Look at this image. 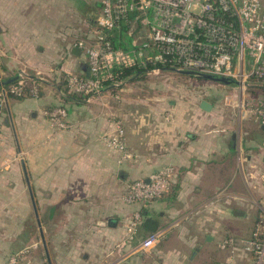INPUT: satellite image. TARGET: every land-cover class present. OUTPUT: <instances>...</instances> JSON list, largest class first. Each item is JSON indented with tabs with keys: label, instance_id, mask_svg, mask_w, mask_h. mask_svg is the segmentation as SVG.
I'll list each match as a JSON object with an SVG mask.
<instances>
[{
	"label": "crops",
	"instance_id": "1",
	"mask_svg": "<svg viewBox=\"0 0 264 264\" xmlns=\"http://www.w3.org/2000/svg\"><path fill=\"white\" fill-rule=\"evenodd\" d=\"M101 7V0H0V81L25 70L40 82L36 98L0 89V264L13 257L17 264H220L229 258L222 241L254 230L263 213V201L245 199L262 187L264 127L254 123L243 134L224 127L210 98L215 82L207 80L186 103L171 95L175 80L158 81L160 92L150 80L148 96L133 79L90 99L69 93L67 76H90L83 53L72 49ZM202 101L213 110H201ZM56 107L67 111V130L45 114ZM117 122L129 159L103 140ZM168 166L175 174L165 196L147 210L125 202L129 183ZM136 212L145 219L130 241L125 226ZM148 219L163 238L131 252L150 233Z\"/></svg>",
	"mask_w": 264,
	"mask_h": 264
},
{
	"label": "built area",
	"instance_id": "2",
	"mask_svg": "<svg viewBox=\"0 0 264 264\" xmlns=\"http://www.w3.org/2000/svg\"><path fill=\"white\" fill-rule=\"evenodd\" d=\"M101 12L90 31L92 42L80 41L76 47L82 50L90 76H67V88L71 94L87 99L101 95L107 89H118L123 82L116 79L112 69L115 65H133L138 60L135 51L113 48L108 33L128 24L135 16L147 31L148 42L144 49L158 50L171 70L191 71L197 74L224 78L244 89L255 79H264V0H101ZM156 64L157 56L147 58ZM160 71L154 69L151 72ZM16 82L9 90L12 95H25L26 81L30 75L21 70ZM108 84V85H107ZM38 86L31 94L38 97ZM259 114L264 127V103ZM52 126L57 130H67V111L63 107L45 112ZM115 130L103 137L104 142L122 155L131 158L125 142L122 124L117 122ZM1 130V121H0ZM175 169L168 166L151 175L128 184L124 200L128 204H139L142 210L160 200L171 189ZM145 219L143 213L136 212L125 226L128 239L134 241ZM259 226L264 228V218L256 226L254 238L248 242L255 249L253 264H264V236L257 235ZM164 236L163 231L150 232L138 240L131 252L149 251L156 247ZM261 237V238H260ZM227 240L222 248L234 245ZM13 257L7 264H17Z\"/></svg>",
	"mask_w": 264,
	"mask_h": 264
},
{
	"label": "rangeland",
	"instance_id": "3",
	"mask_svg": "<svg viewBox=\"0 0 264 264\" xmlns=\"http://www.w3.org/2000/svg\"><path fill=\"white\" fill-rule=\"evenodd\" d=\"M90 42H92V40ZM141 54L138 55V58L142 57ZM147 58H145L146 61ZM150 80H157V92H160V90L163 91V85L168 86L170 80H175V83H173L174 86H172L174 88L172 89L173 93H171V95L179 97L184 103L188 101L186 96H188L189 93L194 92L196 89H203L204 86L208 84L206 81H202V79L198 78L197 81H190L189 77L179 75L175 71L169 69L163 71L160 70L154 73L150 72V76L146 77V80H141L134 84L135 86H138L135 88L136 91L138 92L140 90L142 94L148 96L150 94V89L148 86V82H150ZM161 80L163 81V85L161 83H158V81ZM249 84L250 86L246 87L245 89L244 87L240 88L236 84H234L228 86L227 89L222 88V90H220L217 89V83H210V90L214 93L213 98H210L213 100V103H215L218 111L220 112V116L223 118L221 122L223 123L224 127H231L235 125V127L242 134L244 132H247L248 128H250L254 123H259L260 125H262L259 108L261 106V103H264V89L262 90L258 87L256 88V84H254L253 80L250 81ZM214 98L217 99L214 100ZM244 158L245 155L243 152L241 163L243 171L246 172L247 167L243 162ZM262 158L264 161V152L262 154ZM259 179H262L261 185L263 188L260 186L261 191L259 189L256 190V197L254 196V198L250 197L247 194L246 196L249 197L245 199L247 203L256 201L257 198V201H263L264 204V172L263 174H261ZM258 194L262 197H258ZM239 207L244 211L246 210L245 205H239ZM252 213L253 211H251V214ZM258 216L259 220L257 221L254 230H241L239 233L236 232V234H232L233 236H229L226 240L222 241L221 248L223 243L227 240H232L236 243H234V245H229L226 248H222L223 251H225L224 253L229 256V258H227L220 264H253V261L255 259V249L253 250V248H250L247 243L254 238L256 226L264 218V208L263 213H260ZM256 233L259 236H264V228L262 226H259V229Z\"/></svg>",
	"mask_w": 264,
	"mask_h": 264
},
{
	"label": "trees",
	"instance_id": "4",
	"mask_svg": "<svg viewBox=\"0 0 264 264\" xmlns=\"http://www.w3.org/2000/svg\"><path fill=\"white\" fill-rule=\"evenodd\" d=\"M129 21L128 24H121V26L114 31L108 33V38L110 39L112 46L116 50H123V51H135L137 54H141L142 57L136 60L135 64L133 65H115L112 69V72L117 80L121 82H125L127 80H146V77H149L150 72L154 69L169 70L170 65L167 64L168 62L162 61V59H171L172 56L170 55H163L158 50H151V49H143V46L148 42L147 39V31L144 26L141 25L140 20H136V17L133 16ZM131 32V33H130ZM92 36L89 32L86 40L81 41H91ZM141 51V52H140ZM145 52H149L151 57L157 56L160 59L156 64L146 61L144 58ZM143 78V79H142ZM67 79V78H66ZM254 84H256V88L264 89V79H255L253 80ZM2 82V81H0ZM14 81L11 84L4 86L6 90H9L11 86L15 84ZM39 81L36 79H30L26 81V91L25 95L18 97L12 95L8 92V97H15V98H28L33 97L31 94V90L34 85L38 86ZM67 85V82H66ZM108 85V84H107ZM3 88L0 86V89ZM39 90V87H38ZM66 90H68L66 86Z\"/></svg>",
	"mask_w": 264,
	"mask_h": 264
},
{
	"label": "water",
	"instance_id": "5",
	"mask_svg": "<svg viewBox=\"0 0 264 264\" xmlns=\"http://www.w3.org/2000/svg\"><path fill=\"white\" fill-rule=\"evenodd\" d=\"M82 53V50L78 47H74L72 49V54L73 55H80ZM172 71H175L176 73H178L179 75H182V76H192V77H197L199 79H202V80H207V81H211V82H215V83H219V84H226V85H229V84H232L233 82L232 81H229L227 79H224V78H216L214 76H211V75H205V74H197L195 72H191V71H177V70H172ZM17 77L16 78H11V79H8L7 81H4V82H0V86H6L8 84H11L13 83L14 81H16ZM222 89V88H220ZM200 108L201 110H203L204 112H211L214 108L213 104H211L210 102L208 101H202L201 102V105H200ZM237 215H242V214H239V213H236ZM144 227L149 230L150 232H155L158 230V223L152 219H148L144 222Z\"/></svg>",
	"mask_w": 264,
	"mask_h": 264
}]
</instances>
